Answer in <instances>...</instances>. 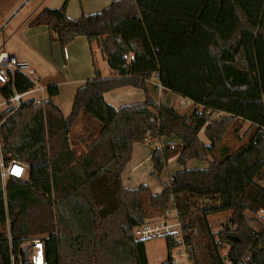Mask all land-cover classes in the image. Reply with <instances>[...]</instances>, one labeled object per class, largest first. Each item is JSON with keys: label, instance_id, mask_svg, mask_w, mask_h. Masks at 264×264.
Wrapping results in <instances>:
<instances>
[{"label": "trees", "instance_id": "trees-1", "mask_svg": "<svg viewBox=\"0 0 264 264\" xmlns=\"http://www.w3.org/2000/svg\"><path fill=\"white\" fill-rule=\"evenodd\" d=\"M66 7L67 0L58 9L39 8L28 26H45L62 48L85 37L115 75L103 78L94 67L67 117L51 100L54 85L44 102L27 100L0 112V162L27 165L26 178L10 176L4 184L0 178V264H21L23 245L43 237L46 264H148V240L134 235L141 217L132 225L121 181L130 149L116 152L113 143L134 124L103 93L153 74L193 108L180 113L160 104L134 141L176 137L180 145L164 146L161 155L165 162L177 154L182 167L212 159L207 169L184 168L171 177L159 197L162 214L173 201L193 264H236L244 255V264H264V230L251 228L245 216L264 210V0H117L77 19L66 16ZM10 81L0 89L5 101L34 88L19 73ZM83 114L99 131L76 155L69 136ZM245 124V143L218 161L214 151L222 137ZM194 200L211 204L195 207ZM224 213H230L228 226L214 232L210 217ZM163 237L168 256L162 264H173L171 250L179 243L171 234Z\"/></svg>", "mask_w": 264, "mask_h": 264}, {"label": "crops", "instance_id": "crops-1", "mask_svg": "<svg viewBox=\"0 0 264 264\" xmlns=\"http://www.w3.org/2000/svg\"><path fill=\"white\" fill-rule=\"evenodd\" d=\"M64 1L56 0L55 5L47 8L58 9ZM114 1L117 0H67L66 16L77 19L82 14H95ZM28 22L29 20L26 26L18 29L16 35L23 40L25 45L34 49L45 62L51 63V74L47 78L41 77L42 85L40 83L41 78L35 77L38 80V86L36 87L38 90L35 92L34 87L32 90L20 95L21 102L27 100H34L36 103L44 102L47 100L46 88L54 85L57 87L58 92L51 100L62 115L67 117L71 112L76 91L87 80L94 78V67L97 68L103 78L114 77L115 74L109 68L107 60L101 55L97 46L93 44L90 47L85 37H76L62 48L55 39H50L48 29L45 26L32 28L28 26ZM53 38H56V36L53 35ZM9 54L19 60L28 59L22 51ZM28 60L32 62L30 59ZM33 71L35 74V70ZM2 87L4 86H0V89ZM103 99L134 124L133 131L126 137H113L116 152H120L126 147L130 149V159L121 174V181L124 188L128 190L126 201L132 225H134V222L136 224L139 215L141 217L140 225L142 226L166 223L164 219L172 210H168L169 207L167 206L166 213L162 214L163 205L159 197L163 195L171 177L184 168L207 169L212 159L209 157L204 162L190 160L185 167H182L177 163V154H173L163 162L162 148L169 146L171 149H176L180 145V140L171 136L137 143L134 141V132L145 127V116L155 115L160 104L172 107L180 113L185 107L190 106V109H192L193 105L188 100L161 88L157 74H153L148 80L134 85H125L107 90L103 93ZM12 108V103L9 100L5 101L0 95V112ZM98 131V123L88 115L83 114L69 136V138L72 137V147L81 144L85 146ZM202 138L204 139L200 134V139L204 142ZM204 143L206 144V142ZM1 147L2 143L0 141V149ZM16 170H21V168L17 167ZM168 203L171 204L176 214L173 201L170 200ZM162 220L164 221L162 222ZM39 252L38 250L37 253L39 254ZM39 256L43 258L42 251Z\"/></svg>", "mask_w": 264, "mask_h": 264}, {"label": "rangeland", "instance_id": "rangeland-1", "mask_svg": "<svg viewBox=\"0 0 264 264\" xmlns=\"http://www.w3.org/2000/svg\"><path fill=\"white\" fill-rule=\"evenodd\" d=\"M55 4L56 0H0V50H3L7 53L22 51L28 57V59H30L34 63L33 64L28 59L23 58L24 61H27V63H29L30 68L32 70H35V77L37 78H47L48 75L51 74V63L45 62L40 56L37 55L34 49H31L29 46L25 45L23 43V40H21L16 35V33L19 28L27 25L26 23L28 20H30V17L32 16L34 11L39 8L49 7ZM42 78L40 80V83L42 81ZM59 78L61 77L59 76ZM37 90L38 89L35 87L34 91L36 92ZM190 110V106L185 107L182 110V113H188ZM213 117L215 118L216 116L214 115ZM247 128L248 124H245L239 129L238 134H234L232 131H229L222 137L220 144L214 151V156L218 161L230 155L232 152H234L236 149H238L245 143L249 135L246 133L248 130ZM69 139L72 143V137ZM203 140L207 144V141L205 139ZM84 147V144L76 145L73 150L76 155L83 154L85 152ZM18 171L20 172V170ZM22 177L26 178V171ZM259 184L264 188V181L260 182ZM193 203L195 207H202L211 204V202L203 200H194ZM167 206L169 207L168 210L172 211L167 214L164 220L167 224L177 223V217L175 212L173 211V208L171 207V204L167 203ZM229 216L230 213H224L210 217V222L213 231L218 232L219 230L227 227ZM245 216L248 219L252 220L250 223L251 228L256 231H261L262 220L260 218L259 212L255 215L246 212ZM164 220H162V222ZM40 248L43 249V246H40ZM227 249L228 247L224 248V250L221 252L222 255L226 254ZM38 250L40 249H36V259L40 260V252L38 254ZM178 250H181V247L178 246L176 248H173L171 250V254L175 256ZM145 253L148 264L164 263L168 256L165 237L159 236L146 241ZM176 264H187V261L185 260V258H179Z\"/></svg>", "mask_w": 264, "mask_h": 264}, {"label": "built area", "instance_id": "built-area-1", "mask_svg": "<svg viewBox=\"0 0 264 264\" xmlns=\"http://www.w3.org/2000/svg\"><path fill=\"white\" fill-rule=\"evenodd\" d=\"M133 60V56H128V61ZM15 73H19L25 77H27L34 85V87L38 86V80L35 78L34 71L30 68L29 64L26 61L19 60L15 56L0 50V86H4L7 83L11 82L10 77H12ZM9 101L13 105V109L16 110L21 102L20 95L17 93H13L10 97ZM36 103V102H35ZM41 103V102H37ZM21 168L20 172L16 170V168ZM27 169V165L13 160L7 165H4L2 161L0 162V178L2 183H5L6 179L10 176H14L17 178H22L23 174ZM24 170V171H23ZM260 218L262 220L261 230H264V210L259 212ZM173 235V238L179 243L176 247H181V250L176 252V255L173 256L170 254V258L173 264H176L179 258H185L187 264H193L190 260V256L188 254V246L183 243L182 234L180 233V225L179 223L175 224H166L161 223L153 226H140L134 229V235L139 240H149L152 238H156L159 236L165 235ZM48 237L43 238H32L27 243H25L22 247L24 252V260H21L18 257V260H21L24 264H46L43 258L40 260L36 259V249H40L41 252L43 244L40 242H47ZM32 247V249H31ZM174 247V248H176ZM247 259V255H244L236 264H244ZM11 261H14V258L11 257ZM227 264H231L227 262Z\"/></svg>", "mask_w": 264, "mask_h": 264}, {"label": "water", "instance_id": "water-1", "mask_svg": "<svg viewBox=\"0 0 264 264\" xmlns=\"http://www.w3.org/2000/svg\"><path fill=\"white\" fill-rule=\"evenodd\" d=\"M41 244H45V242H40Z\"/></svg>", "mask_w": 264, "mask_h": 264}, {"label": "bare ground", "instance_id": "bare-ground-1", "mask_svg": "<svg viewBox=\"0 0 264 264\" xmlns=\"http://www.w3.org/2000/svg\"><path fill=\"white\" fill-rule=\"evenodd\" d=\"M46 243V242H45ZM44 245V244H43ZM24 264V263H23Z\"/></svg>", "mask_w": 264, "mask_h": 264}]
</instances>
